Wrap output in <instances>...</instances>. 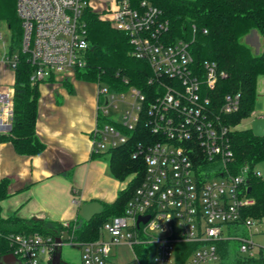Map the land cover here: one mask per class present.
Here are the masks:
<instances>
[{
    "label": "built area",
    "instance_id": "built-area-1",
    "mask_svg": "<svg viewBox=\"0 0 264 264\" xmlns=\"http://www.w3.org/2000/svg\"><path fill=\"white\" fill-rule=\"evenodd\" d=\"M92 1L17 0L23 31L20 54L32 67L33 85L75 77L86 66L91 46L82 14ZM97 1L100 17L129 36L132 55L150 63L153 77L149 84L157 83L158 90L147 113L157 140L137 152L144 156L145 176L124 215L104 225L108 239L102 235L81 246V264H121L113 259V249L122 244L133 249V257L124 264H222L220 244L228 241L238 244L230 257L239 260L235 264H264V247L253 241L264 222L243 217L244 210L255 204L245 195L249 193L250 167L244 166L237 175L226 170L233 160L232 128L224 125L221 115L237 112L241 96L227 95L222 105L212 96L217 82L226 75L214 63L196 65L188 44L168 43L164 39L168 23L151 3ZM18 58V53L8 54V36L0 27V71H13L14 79ZM97 86V122L110 117L121 128L133 131L146 96L134 88L111 93ZM127 94L135 102L124 112L123 120L117 121L110 112L117 110ZM13 97V84L0 82V135L11 128ZM127 141V135L113 125H97L94 131L96 152ZM255 175L264 177L259 170ZM142 217L149 219L138 223ZM241 226L249 238L233 237ZM9 241L11 254L21 264H47L61 245L57 239L38 234L12 235Z\"/></svg>",
    "mask_w": 264,
    "mask_h": 264
},
{
    "label": "trees",
    "instance_id": "trees-1",
    "mask_svg": "<svg viewBox=\"0 0 264 264\" xmlns=\"http://www.w3.org/2000/svg\"><path fill=\"white\" fill-rule=\"evenodd\" d=\"M144 1L157 7L162 20L168 23V31L164 36L168 43L182 41L188 44L196 65L211 62L226 75L221 77L212 91V96L221 105L227 95L241 96L237 112L221 115L224 125L232 128L229 142L233 160L226 170L237 175L244 166L250 167L247 178L250 191L248 194L245 192V195L253 199L255 204L244 210L243 217L264 222V177L255 175L260 165L264 167V137L254 136L251 128L237 129L255 112L259 78L264 77V0ZM16 4L17 0H0V27H6L8 54H19L13 79L12 125L8 133L0 135V142L11 143L19 155L36 156L46 148L35 138L40 91L39 84L33 85L30 81L32 67L25 56L20 54L23 31ZM82 19L91 47L86 53V66L76 71L75 78L106 87L111 93H126L134 88L146 96L144 110L133 131L121 128V124L110 117L99 118L97 122L98 127L104 124L115 126L127 135L128 141L104 152L94 151L92 157L108 158L109 170L115 179L121 182L131 176L132 179L114 203L102 204L104 212L101 215L89 222L79 215L67 227L46 220H24L16 214L3 218L1 203L10 196V181L0 180V258L12 253L9 241L12 235L38 234L59 239L67 233L66 242L79 246L99 240L104 225L124 215L127 203L145 176L144 156L137 152L140 148L146 150L157 140L152 134L147 113L148 105L158 90L157 83L149 84L153 77L150 63L133 56L129 36L109 20L102 19L92 6H85ZM253 32L263 39V51L258 54L243 41ZM220 246L224 258L222 264H235L239 261L230 260L237 249L232 241L223 242ZM185 257L180 260L184 261ZM47 264H54L53 260Z\"/></svg>",
    "mask_w": 264,
    "mask_h": 264
},
{
    "label": "crops",
    "instance_id": "crops-1",
    "mask_svg": "<svg viewBox=\"0 0 264 264\" xmlns=\"http://www.w3.org/2000/svg\"><path fill=\"white\" fill-rule=\"evenodd\" d=\"M39 91L35 138L44 152L19 155L0 142V180L10 181L2 216L69 224L88 203H114L125 184L111 175L108 158L92 157L97 84L71 76L41 83Z\"/></svg>",
    "mask_w": 264,
    "mask_h": 264
},
{
    "label": "rangeland",
    "instance_id": "rangeland-1",
    "mask_svg": "<svg viewBox=\"0 0 264 264\" xmlns=\"http://www.w3.org/2000/svg\"><path fill=\"white\" fill-rule=\"evenodd\" d=\"M99 1L94 0L92 1V6L93 9L97 12H99V9L96 7L98 6ZM1 29L6 33V27L2 26ZM244 43L248 44L250 47H252L253 51L255 54H258L263 51V39L261 36L257 33L250 35V38L246 37L244 38ZM13 71L3 73V71H0V82L6 83V84H13ZM55 81V80H54ZM53 82V81H51ZM258 92H259V98L257 100V106L255 109V112H253L252 117L243 121L237 129L243 130V129H248L251 128L252 121L254 119L263 117L259 116V112H264V77L259 78L258 82ZM135 100L130 97L129 94L125 95V101L119 103L117 110L111 111V116L116 119L117 121H122L124 112L130 108L129 105L133 104ZM258 170L261 171V173L264 175V167L259 166ZM132 179V176L129 177L127 180L124 181L125 188L128 187L130 180ZM242 227V226H241ZM259 230L260 232L256 235L253 236V241L261 246L264 247V223L262 225H259ZM104 239H108L109 235L108 233L104 230L102 233ZM233 237H239V238H249L250 235L248 231L242 227L239 231L236 233H233ZM233 244L238 246L237 241H233ZM113 259H115L117 262L124 264L127 263L132 257H133V249L132 247L122 244L117 247H114L113 249ZM61 259L65 263L69 264H81V246L75 243H70V242H63L62 244V249H61Z\"/></svg>",
    "mask_w": 264,
    "mask_h": 264
},
{
    "label": "water",
    "instance_id": "water-1",
    "mask_svg": "<svg viewBox=\"0 0 264 264\" xmlns=\"http://www.w3.org/2000/svg\"><path fill=\"white\" fill-rule=\"evenodd\" d=\"M12 122V116L10 118ZM251 130L256 137H264V116L254 119L252 121ZM250 191V189H249ZM104 212V206L99 202H91L86 204L79 212L80 217H82L85 221H91L95 216L101 215ZM149 217H142L139 219L140 222H147ZM36 221L37 219H33ZM57 241L61 244L54 253V264H63L61 259V249L62 243L68 241V234L65 233L62 239H57ZM0 264H21L14 255L9 254L0 258Z\"/></svg>",
    "mask_w": 264,
    "mask_h": 264
}]
</instances>
